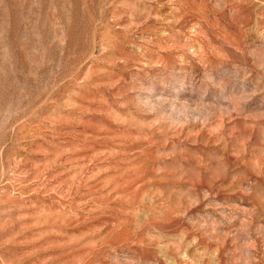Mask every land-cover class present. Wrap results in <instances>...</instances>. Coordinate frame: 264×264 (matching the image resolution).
<instances>
[{"label":"rangeland","instance_id":"1","mask_svg":"<svg viewBox=\"0 0 264 264\" xmlns=\"http://www.w3.org/2000/svg\"><path fill=\"white\" fill-rule=\"evenodd\" d=\"M0 264H264V0H0Z\"/></svg>","mask_w":264,"mask_h":264}]
</instances>
